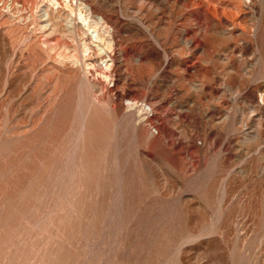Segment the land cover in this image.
Returning <instances> with one entry per match:
<instances>
[{
  "label": "rangeland",
  "instance_id": "1",
  "mask_svg": "<svg viewBox=\"0 0 264 264\" xmlns=\"http://www.w3.org/2000/svg\"><path fill=\"white\" fill-rule=\"evenodd\" d=\"M79 1L110 79L67 10L0 1V264H264V0Z\"/></svg>",
  "mask_w": 264,
  "mask_h": 264
},
{
  "label": "bare ground",
  "instance_id": "2",
  "mask_svg": "<svg viewBox=\"0 0 264 264\" xmlns=\"http://www.w3.org/2000/svg\"><path fill=\"white\" fill-rule=\"evenodd\" d=\"M1 1V0H0ZM18 1V0H17ZM53 5L55 6V10H67L68 16H69V23L67 27H73L75 26L79 39H80V44L82 45L84 51L91 52L93 50L94 52L97 53V55L101 56V63L97 65V70L103 75L105 78H109L107 73L109 75L110 71L112 69L119 67L120 62L117 61L118 58H111L108 54V49L107 45L108 41L106 42L105 36H107L106 33L109 31L107 30V24L105 18L97 14L89 4L83 3L82 1L79 0H52ZM26 2V1H25ZM30 4V3H29ZM46 5V4H45ZM51 5V4H49ZM12 7V4H11ZM100 8V7H99ZM42 9V8H41ZM33 11V10H32ZM40 11V10H39ZM97 11V10H96ZM42 12V11H41ZM45 12V11H43ZM65 13V12H64ZM45 14V13H44ZM49 14V13H48ZM67 14V13H66ZM42 16V14H41ZM31 17V16H30ZM45 17V16H44ZM43 17V18H44ZM47 17V16H46ZM27 18V17H26ZM29 18V17H28ZM56 20V19H55ZM54 20V21H55ZM62 20V19H61ZM44 21V20H43ZM47 21V20H46ZM57 21V20H56ZM36 22V21H35ZM63 22V21H62ZM46 23V22H45ZM51 23V22H50ZM53 23V22H52ZM61 23V22H60ZM64 23V22H63ZM36 24V23H35ZM33 25V24H32ZM56 25V24H55ZM60 25V24H58ZM64 25V24H63ZM36 26V25H35ZM66 26V25H65ZM64 26V27H65ZM57 27V26H56ZM38 28V27H37ZM63 28V27H62ZM32 29V28H31ZM39 29V28H38ZM37 29V30H38ZM57 29V28H56ZM72 31V30H70ZM31 32V31H30ZM40 32V31H39ZM31 34V33H30ZM77 34V33H76ZM41 35V34H40ZM49 36V35H48ZM69 36V35H68ZM73 36V35H72ZM48 38V37H46ZM41 40V39H40ZM75 40V39H74ZM43 41V40H42ZM45 43V41H44ZM254 43V41H253ZM261 43V42H260ZM222 44V43H221ZM252 44V43H251ZM39 45V44H38ZM42 45V44H41ZM75 45V44H74ZM224 45V44H223ZM259 45V44H258ZM35 46V45H33ZM48 46V45H47ZM77 46V45H75ZM35 48H37L35 46ZM53 48V47H51ZM50 48V49H51ZM76 48V47H75ZM111 48V47H110ZM256 48H258L256 46ZM38 50V49H37ZM74 50V49H73ZM76 50V49H75ZM68 52V51H67ZM44 52H42L43 54ZM50 53V52H49ZM111 53V52H110ZM75 54V53H74ZM81 54V52H80ZM93 54V53H92ZM244 54V53H243ZM44 55V54H43ZM46 55V54H45ZM114 56V55H113ZM244 56V55H243ZM263 56V55H262ZM52 57V56H51ZM61 57V56H60ZM256 57V56H255ZM261 57V56H260ZM262 58V57H261ZM83 60V59H82ZM99 61V60H98ZM263 61V60H262ZM51 62V61H50ZM95 62V61H94ZM260 62V61H259ZM75 64V63H74ZM263 64V63H262ZM81 65V64H80ZM89 65V64H88ZM93 65V64H92ZM259 65V64H258ZM77 66V65H76ZM79 66V65H78ZM87 67V66H86ZM70 68V67H69ZM95 69V68H94ZM121 70V69H120ZM123 71V70H122ZM93 73V72H92ZM95 73V72H94ZM98 73V72H97ZM112 73V72H111ZM77 74V72H76ZM116 74V73H115ZM82 75V74H81ZM124 75V74H123ZM98 77V75H97ZM101 78V77H100ZM110 79V78H109ZM113 79V78H112ZM121 80V79H120ZM124 80V79H123ZM94 82V81H93ZM92 83V82H91ZM249 85V84H248ZM252 85V84H251ZM247 86V85H246ZM94 88H98L96 84H93ZM252 87V86H251ZM263 88V87H262ZM251 92V91H250ZM176 94V93H175ZM263 95V94H262ZM262 97V96H261ZM254 98V96H253ZM256 98V97H255ZM252 101V100H251ZM139 102V101H138ZM254 102V101H253ZM175 103V102H174ZM252 103V102H251ZM174 105V104H173ZM180 105V104H179ZM131 108V107H130ZM176 108V107H175ZM253 109V108H252ZM256 109V108H255ZM250 114V113H249ZM252 115V114H251ZM248 117V116H247ZM260 117V116H259ZM83 119V118H82ZM247 119V118H246ZM245 121V120H244ZM83 123V121H82ZM257 123V121H256ZM251 125V124H250ZM255 125V124H254ZM262 125V124H261ZM252 126V125H251ZM263 127V126H262ZM235 128V127H233ZM250 131V130H249ZM246 133V132H245ZM254 134V133H253ZM218 135V133H217ZM233 136V135H232ZM236 136V135H235ZM248 137V136H247ZM237 138V137H236ZM234 139V138H233ZM254 139V138H253ZM244 141V140H243ZM234 142V141H233ZM240 143V142H239ZM260 146V145H259ZM257 147V146H256ZM233 148V147H232ZM235 148V147H234ZM238 148V147H237ZM259 148V147H258ZM246 149V148H245ZM261 149V148H260ZM244 150V149H243ZM248 150V149H247ZM240 153V152H239ZM260 153V152H259ZM254 154V153H253ZM235 156V155H234ZM239 158V157H238ZM250 159V158H249ZM118 162V161H117ZM250 165V164H248ZM262 165V164H261ZM262 168V167H261ZM263 169V168H262ZM154 170V169H153ZM249 170V169H248ZM83 171V170H82ZM250 171V170H249ZM247 171V172H249ZM260 171V170H259ZM253 173V172H252ZM259 173V172H258ZM257 173V174H258ZM260 175V174H259ZM255 205V204H254ZM154 207V206H153ZM159 208V207H158ZM161 209V208H160ZM165 210V209H163ZM157 211V210H156ZM162 211V210H160ZM165 213V212H164ZM257 213V212H256ZM254 213V214H256ZM161 215V214H160ZM159 215V216H160ZM254 217V216H253ZM164 218V217H163ZM259 218V217H258ZM128 219V218H127ZM135 219V218H134ZM133 219V220H134ZM136 220V219H135ZM134 220V221H135ZM175 220V219H174ZM166 221V220H165ZM171 221V220H170ZM130 223V222H129ZM170 223V222H169ZM189 225V224H187ZM168 226V225H167ZM173 226V225H172ZM173 228V227H172ZM150 229V228H149ZM164 229V228H163ZM169 229V228H168ZM175 229V228H174ZM129 230V229H128ZM189 230V229H188ZM167 232V231H166ZM165 232V233H166ZM178 232V231H177ZM151 233V232H150ZM175 233V232H174ZM163 234V233H162ZM168 234V233H166ZM172 234V233H171ZM165 234H163L164 236ZM167 237V236H166ZM173 237V236H172ZM159 238V237H158ZM165 239V238H164ZM131 241V240H130ZM155 244L157 245V248H159L160 245L164 244L163 237L160 238L159 240H154ZM176 241V240H175ZM143 242V241H142ZM153 243V242H152ZM130 245V244H129ZM145 245V244H144ZM156 246V245H154ZM171 246V245H170ZM145 247V246H144ZM162 247V246H161ZM166 248V247H165ZM170 248V247H169ZM160 249V248H159ZM163 249V248H162ZM157 250V249H156ZM183 250V249H182ZM151 251V250H150ZM184 251V250H183ZM147 252V251H146ZM155 252V251H154ZM160 252V251H159ZM149 254V253H148ZM151 254V252H150ZM153 254V253H152ZM159 254V253H158ZM152 256V255H151ZM154 257V256H153ZM148 259V258H147ZM155 261V260H154Z\"/></svg>",
  "mask_w": 264,
  "mask_h": 264
},
{
  "label": "built area",
  "instance_id": "3",
  "mask_svg": "<svg viewBox=\"0 0 264 264\" xmlns=\"http://www.w3.org/2000/svg\"><path fill=\"white\" fill-rule=\"evenodd\" d=\"M127 105L132 106V107H140L142 109L143 113L145 114V118H147L148 116L151 115L150 107L145 105V104H140L138 102L128 101ZM148 127L152 132L156 133L157 130L153 125L148 124Z\"/></svg>",
  "mask_w": 264,
  "mask_h": 264
}]
</instances>
